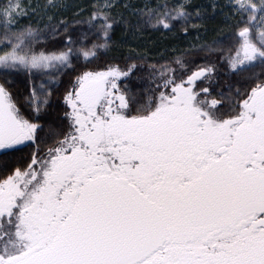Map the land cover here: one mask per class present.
<instances>
[{"label": "snow or ice", "instance_id": "snow-or-ice-1", "mask_svg": "<svg viewBox=\"0 0 264 264\" xmlns=\"http://www.w3.org/2000/svg\"><path fill=\"white\" fill-rule=\"evenodd\" d=\"M0 264H264V0H0Z\"/></svg>", "mask_w": 264, "mask_h": 264}, {"label": "trees", "instance_id": "trees-1", "mask_svg": "<svg viewBox=\"0 0 264 264\" xmlns=\"http://www.w3.org/2000/svg\"><path fill=\"white\" fill-rule=\"evenodd\" d=\"M93 0H77L76 4H83L87 5L92 3ZM131 3L136 4V5H141L145 2V0H130ZM156 0H152V3H155ZM194 3L196 4H207L209 0H193ZM221 3L224 2V0H220ZM220 23L219 18H214L211 19L208 25V33L207 37L210 40L216 33L213 31L215 26ZM193 36H195V33H193ZM116 39L117 40H123L124 45L120 47L115 55L118 57H121L119 62L123 65L125 61L123 60V57H127L129 55L135 56V53L130 52V49H136L137 52L141 53H147L149 57L153 59H160L159 53L164 50L166 46L169 45H177V46H187V41L183 39H177L173 41L169 40H161L158 34L155 33H145L144 35L138 37V38H131L127 36H122L120 30L118 29L116 32ZM169 54H170V49H169ZM197 60H199V57H196ZM163 62V60H161ZM68 82V77L63 78V82L58 85V91L56 95L53 97L54 104H58L61 101L57 99L60 95L63 93L64 87L67 86ZM34 150V148L32 149ZM30 149H24L25 153H28Z\"/></svg>", "mask_w": 264, "mask_h": 264}, {"label": "rangeland", "instance_id": "rangeland-1", "mask_svg": "<svg viewBox=\"0 0 264 264\" xmlns=\"http://www.w3.org/2000/svg\"><path fill=\"white\" fill-rule=\"evenodd\" d=\"M70 3H75L77 2V0H69Z\"/></svg>", "mask_w": 264, "mask_h": 264}]
</instances>
